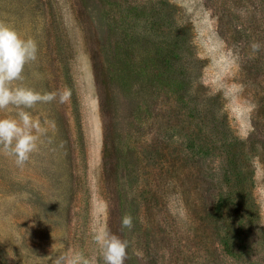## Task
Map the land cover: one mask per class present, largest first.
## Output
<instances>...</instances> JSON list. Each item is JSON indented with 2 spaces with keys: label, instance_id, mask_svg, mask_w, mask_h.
<instances>
[{
  "label": "rangeland",
  "instance_id": "1",
  "mask_svg": "<svg viewBox=\"0 0 264 264\" xmlns=\"http://www.w3.org/2000/svg\"><path fill=\"white\" fill-rule=\"evenodd\" d=\"M0 23L38 46L18 83L57 94L29 160L0 151V264H103L104 230L124 264H264V0H0Z\"/></svg>",
  "mask_w": 264,
  "mask_h": 264
},
{
  "label": "clouds",
  "instance_id": "2",
  "mask_svg": "<svg viewBox=\"0 0 264 264\" xmlns=\"http://www.w3.org/2000/svg\"><path fill=\"white\" fill-rule=\"evenodd\" d=\"M260 44L253 43V52L259 51ZM38 58V46L32 38H22L13 27L0 23V111L14 108L15 118H0V151L14 157L18 166H23L37 148V135L41 127L34 121L27 109L39 103H50L56 93L41 94L18 83L24 78L25 67ZM64 101L61 95L60 102ZM260 215L264 217V205ZM122 227L131 228L132 218L125 216ZM99 246L103 264H124L127 256V242L107 230L94 237ZM60 264V261H57ZM91 264H95L92 261Z\"/></svg>",
  "mask_w": 264,
  "mask_h": 264
},
{
  "label": "snow or ice",
  "instance_id": "3",
  "mask_svg": "<svg viewBox=\"0 0 264 264\" xmlns=\"http://www.w3.org/2000/svg\"><path fill=\"white\" fill-rule=\"evenodd\" d=\"M236 111H239V109L237 108V109H235Z\"/></svg>",
  "mask_w": 264,
  "mask_h": 264
}]
</instances>
